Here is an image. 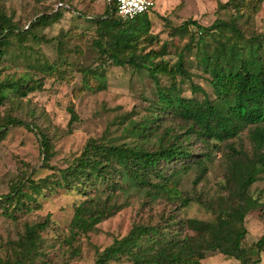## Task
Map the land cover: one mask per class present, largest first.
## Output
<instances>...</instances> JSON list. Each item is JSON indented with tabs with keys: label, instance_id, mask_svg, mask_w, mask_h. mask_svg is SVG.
I'll list each match as a JSON object with an SVG mask.
<instances>
[{
	"label": "trees",
	"instance_id": "1",
	"mask_svg": "<svg viewBox=\"0 0 264 264\" xmlns=\"http://www.w3.org/2000/svg\"><path fill=\"white\" fill-rule=\"evenodd\" d=\"M263 3L264 0H228L218 7L230 13L226 20L216 19L207 27L190 19L185 21L183 26L196 30L190 32V40L173 63L171 59L164 60L166 52L153 47L157 37L151 32L150 12L123 20L117 15L115 0H110L101 16L89 17L93 27L91 45L99 60L122 68H143L155 85L149 113L138 121L129 120L123 128L125 134L131 132L138 138L140 146L89 139L66 168L52 173L54 178L34 180L28 176L16 181L8 193L0 195V216L15 220L16 214L30 212L31 204L36 207L40 197L65 189L83 196L74 206L69 223V237L76 238L95 232L102 221L118 212L122 206L116 198L131 188L144 190L146 195L163 194L185 207L190 199L178 189L181 176L196 167V183L208 170L212 154L222 152L235 161L225 167L220 184L224 194L206 205L210 220L133 225L125 236L96 251L94 264L121 259L129 264H202L203 252L210 248L239 264H259V256L251 261L243 242L248 233L245 218L258 204L250 188L264 180V32L248 33L245 28ZM59 18L57 13L41 15L24 29L6 13L0 0V62L14 50L26 49L28 42L42 41L37 32ZM57 38L61 49L60 35ZM192 48L197 70L211 91L209 95L192 83L191 93L200 94L201 99L183 97L180 88L184 80L191 79L183 54ZM19 56L13 54L8 59ZM41 65L43 74L63 72L54 63ZM78 71L84 83L89 78L96 80L94 87H88L90 91L105 90L103 71L91 66ZM26 76L0 79V105L41 88L33 75ZM159 77H166L168 85H161ZM68 112L71 125L78 118L73 107ZM168 120L176 121L180 133L166 124ZM11 126L33 130L18 117L7 114L0 120V140ZM38 133L47 161L51 154L49 142ZM243 136L248 148L241 140ZM239 139L241 144L236 145ZM195 142L204 148L201 155L189 147ZM48 222L46 217L42 222L24 224L22 234L12 243L11 254L6 251L0 264H37L42 256L40 234ZM252 247L255 254H264V234Z\"/></svg>",
	"mask_w": 264,
	"mask_h": 264
},
{
	"label": "rangeland",
	"instance_id": "2",
	"mask_svg": "<svg viewBox=\"0 0 264 264\" xmlns=\"http://www.w3.org/2000/svg\"><path fill=\"white\" fill-rule=\"evenodd\" d=\"M1 1L6 13L24 29L41 15L57 13L60 18L37 32L42 41L28 42L26 49L13 51V54H20L19 57L8 59L13 56L11 53L6 61L0 62V79L7 76L27 78L26 75L31 74L34 81L41 83L39 90L30 92L26 97L0 105V120L4 115L11 114L33 127L30 131L23 126H11L0 140V195L8 193L16 181L28 176L34 180L54 178L52 173L66 168L79 156L89 139L112 140L115 144L138 148V138L131 132L125 134L123 128L129 120L138 121L149 113L155 99V85L145 69L122 68L99 60L98 52L92 47L93 27L87 19L101 16L110 0ZM152 1L154 6L149 19L151 32L157 37L153 47L166 52L164 60L171 59L172 63L190 40V32L196 30L195 27L183 26L185 21L190 19L207 27L216 19L226 20L230 15L218 8L228 0ZM247 28L248 33L264 32V3L252 14ZM59 35L63 43L61 49L57 47ZM183 56V64L192 75L190 80H184L180 85L182 96L202 98L200 94L191 93L192 83L211 95L206 80L197 70L195 49L185 50ZM44 62L54 63V67L63 72L43 74L41 64ZM89 66L104 72V91L96 93L89 90L88 87L96 85L95 79L89 78L87 83L83 82L78 69ZM159 82L161 85L169 83L166 77H159ZM69 107H73L78 118L71 125ZM166 124H171L180 133L175 120H168ZM38 132L49 142L51 154L47 161ZM241 140L248 148L244 136ZM235 144H241L240 139ZM189 147L194 154L204 152L199 142ZM222 154H212L207 163L208 170L196 183V167L181 176L178 189L190 199L187 206L182 207L179 201L166 199L163 194L148 192L149 195H146L144 190L131 188L127 194L116 198L117 204L122 206L118 212L102 221L95 232L76 238L69 237V223L74 206L83 200V196L58 189L45 198L40 197L36 207L31 204L32 210L16 214L15 220L0 216V258L4 257L6 251L11 254L14 248L12 243L22 234L24 224L42 222L46 217H49V222L47 229L40 234L43 239L42 256L37 264H94L96 251L125 236L136 224L154 225L174 221L175 225V222L185 219L210 220L206 205L224 194L220 188L224 170L235 161ZM250 195L258 204L245 218L248 233L243 246L250 251L251 261L259 256V264H264V254L257 255L252 249L253 243L264 234L263 179L251 186ZM184 231L191 233L186 229ZM201 263L239 264L212 248L204 250ZM108 264L129 263L121 259Z\"/></svg>",
	"mask_w": 264,
	"mask_h": 264
},
{
	"label": "built area",
	"instance_id": "3",
	"mask_svg": "<svg viewBox=\"0 0 264 264\" xmlns=\"http://www.w3.org/2000/svg\"><path fill=\"white\" fill-rule=\"evenodd\" d=\"M117 15L123 20L149 13L154 6L152 0H115Z\"/></svg>",
	"mask_w": 264,
	"mask_h": 264
}]
</instances>
